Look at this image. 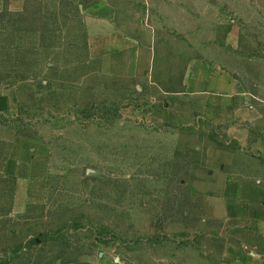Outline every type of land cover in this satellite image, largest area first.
Here are the masks:
<instances>
[{
  "label": "rangeland",
  "instance_id": "1",
  "mask_svg": "<svg viewBox=\"0 0 264 264\" xmlns=\"http://www.w3.org/2000/svg\"><path fill=\"white\" fill-rule=\"evenodd\" d=\"M98 1L0 9V264H264V0Z\"/></svg>",
  "mask_w": 264,
  "mask_h": 264
},
{
  "label": "crops",
  "instance_id": "2",
  "mask_svg": "<svg viewBox=\"0 0 264 264\" xmlns=\"http://www.w3.org/2000/svg\"><path fill=\"white\" fill-rule=\"evenodd\" d=\"M25 0H0V9L6 8L14 13H18L23 10ZM91 14L97 18L100 24H107L109 27H113L117 24V21H112L113 16H116V8L110 5L107 1H98L91 5ZM131 41L136 42L133 36H130ZM196 68L193 67L188 70L185 78V84L191 94L203 95V94H225L228 92V80L226 76H214L206 73L205 75L198 74ZM14 161L9 162L13 163ZM8 164V163H7ZM8 173H13L10 168ZM242 186L234 181H228L224 188V196L227 198V202L232 206H229L228 214L234 218V216H246L253 210L249 200L241 197ZM238 209V210H237ZM236 257V264H257V256L252 252L247 253L244 249H236L231 252ZM59 264H126L119 256L111 255L107 252H101L96 255L85 256L79 260L72 262H65Z\"/></svg>",
  "mask_w": 264,
  "mask_h": 264
}]
</instances>
